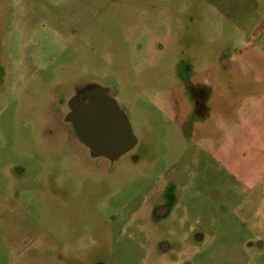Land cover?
Segmentation results:
<instances>
[{"label": "rangeland", "instance_id": "1", "mask_svg": "<svg viewBox=\"0 0 264 264\" xmlns=\"http://www.w3.org/2000/svg\"><path fill=\"white\" fill-rule=\"evenodd\" d=\"M262 27L264 0H0V264H264L263 179L234 169L263 160L222 153L251 142L225 146L264 92ZM95 88L137 140L116 162L66 125Z\"/></svg>", "mask_w": 264, "mask_h": 264}, {"label": "flooded vegetation", "instance_id": "2", "mask_svg": "<svg viewBox=\"0 0 264 264\" xmlns=\"http://www.w3.org/2000/svg\"><path fill=\"white\" fill-rule=\"evenodd\" d=\"M194 91L196 115L200 116L205 111L203 98L208 93L199 84ZM66 106V125L71 128L92 159L116 162L136 148L137 140L127 115L106 90L95 88L84 93L82 97L74 96ZM124 118L130 124L127 130L123 125ZM81 129L86 137L84 140ZM167 212L165 207H161L156 211V216L163 217ZM167 248L163 242L162 251L168 252Z\"/></svg>", "mask_w": 264, "mask_h": 264}, {"label": "crops", "instance_id": "3", "mask_svg": "<svg viewBox=\"0 0 264 264\" xmlns=\"http://www.w3.org/2000/svg\"><path fill=\"white\" fill-rule=\"evenodd\" d=\"M262 17H263V15H262ZM260 31H261L260 36L252 39L251 44L248 47L243 49L244 51L242 53L243 54V62L242 63L244 66L248 67L249 69H252V68L254 69V65H257L258 59L260 61H263V59H264L263 27ZM257 39H259V41ZM259 42H260V44H259ZM207 74L208 73L206 71H204V76H205L204 80L206 82L211 80L207 77L208 76ZM216 92H218V91H216ZM263 105H264V92H263V94L260 95V98L254 107L245 108L242 111L243 117H242L241 121L238 123V125H236L235 127L232 128L231 135L229 136L228 140H226V142H225V144H226L225 146H227L231 141L233 142V140L236 139L237 135L240 136L241 139H244V140L245 139L249 140V138H251L249 140L251 142H249L248 145H245V146L243 145L244 147H241L240 149H238V153H237L239 155V156H237L238 158L234 156V155H236V152L234 150V145H236V140L234 141V144H232L234 151H232V149H231L232 147L230 148L228 146V149L226 147L222 153L231 161H232V158H234L235 160H240V154L242 155L241 158H244V160L249 161V164H255L258 160L257 158H259V160H263V172L262 173L259 172L260 168H258V170H256V165H253V167H252L253 172L249 171V173L244 172L245 167L243 169L239 170V168H236V166H234V169H235V171L238 170V172H239L238 177H239V179L242 180V183H244V185L248 186L249 189L252 191L256 190V188L259 184V180L263 179V202H264V135L261 136L262 133L264 134V128L261 132L259 130L262 129L261 128L262 126L261 127L260 126L251 127L252 125H254V121H260V120L263 121V112H262ZM203 114H205V111L203 112ZM258 128H260V129H258ZM251 135L253 136V139H252ZM230 165L233 168L234 163L229 164V167H230ZM237 166H239V165H237ZM240 168H241V166H240ZM228 170H230V169H228Z\"/></svg>", "mask_w": 264, "mask_h": 264}, {"label": "water", "instance_id": "4", "mask_svg": "<svg viewBox=\"0 0 264 264\" xmlns=\"http://www.w3.org/2000/svg\"><path fill=\"white\" fill-rule=\"evenodd\" d=\"M123 125H124V128L127 130L128 128H130V124L128 123V120L127 119H123ZM78 126L80 127V125L78 124ZM81 134L83 135V140L86 139V137L84 136V133H83V129H81ZM89 142V141H88Z\"/></svg>", "mask_w": 264, "mask_h": 264}]
</instances>
